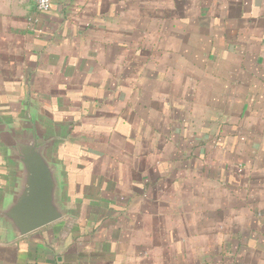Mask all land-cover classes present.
<instances>
[{"label":"crops","instance_id":"0c3cea01","mask_svg":"<svg viewBox=\"0 0 264 264\" xmlns=\"http://www.w3.org/2000/svg\"><path fill=\"white\" fill-rule=\"evenodd\" d=\"M35 137L67 214L0 264H264V0H0V209Z\"/></svg>","mask_w":264,"mask_h":264},{"label":"water","instance_id":"95a60500","mask_svg":"<svg viewBox=\"0 0 264 264\" xmlns=\"http://www.w3.org/2000/svg\"><path fill=\"white\" fill-rule=\"evenodd\" d=\"M43 137L17 141L15 158L21 172L18 190L0 209V221L15 237L23 236L65 216L62 186Z\"/></svg>","mask_w":264,"mask_h":264},{"label":"built area","instance_id":"2783aa9c","mask_svg":"<svg viewBox=\"0 0 264 264\" xmlns=\"http://www.w3.org/2000/svg\"><path fill=\"white\" fill-rule=\"evenodd\" d=\"M37 12L44 13L49 11L51 0H31Z\"/></svg>","mask_w":264,"mask_h":264}]
</instances>
